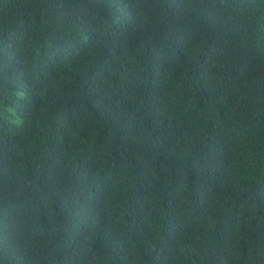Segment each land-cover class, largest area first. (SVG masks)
I'll list each match as a JSON object with an SVG mask.
<instances>
[{
	"label": "trees",
	"instance_id": "trees-1",
	"mask_svg": "<svg viewBox=\"0 0 264 264\" xmlns=\"http://www.w3.org/2000/svg\"><path fill=\"white\" fill-rule=\"evenodd\" d=\"M0 264H264V0H0Z\"/></svg>",
	"mask_w": 264,
	"mask_h": 264
}]
</instances>
